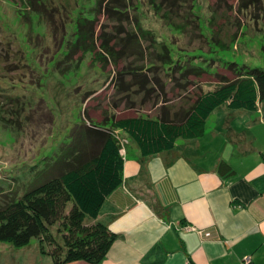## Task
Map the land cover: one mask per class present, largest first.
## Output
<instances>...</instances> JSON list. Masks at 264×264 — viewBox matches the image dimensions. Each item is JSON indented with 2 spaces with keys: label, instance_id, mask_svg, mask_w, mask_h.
I'll list each match as a JSON object with an SVG mask.
<instances>
[{
  "label": "rangeland",
  "instance_id": "obj_1",
  "mask_svg": "<svg viewBox=\"0 0 264 264\" xmlns=\"http://www.w3.org/2000/svg\"><path fill=\"white\" fill-rule=\"evenodd\" d=\"M133 1L137 8L132 5L131 22L120 24L99 0H39L36 12L29 0H0V89L19 98L0 95V188L5 195L23 194L41 174L39 182L54 175L87 129L107 116L180 112L202 91L236 79L243 68L264 70V0L247 6L245 0H180L170 12V7L157 11L149 0L127 3ZM140 25L150 34L143 36ZM122 27L142 35L143 56L135 50L138 54L128 60L119 54L115 59L109 51L79 49L86 33L84 42L90 47L94 40L96 52L107 39L114 52L122 51L115 36ZM126 32H120L123 38ZM167 51L170 58L158 57ZM128 63L144 68L151 81L159 74L165 85L148 93L132 84L126 92L121 88L135 76L118 72ZM216 115L223 126L224 109ZM127 139L129 151L137 143ZM0 264L52 261L37 239L20 248L0 241Z\"/></svg>",
  "mask_w": 264,
  "mask_h": 264
},
{
  "label": "crops",
  "instance_id": "obj_2",
  "mask_svg": "<svg viewBox=\"0 0 264 264\" xmlns=\"http://www.w3.org/2000/svg\"><path fill=\"white\" fill-rule=\"evenodd\" d=\"M98 220L118 235L99 264H264V100L255 111L217 108L204 135L173 150L131 147Z\"/></svg>",
  "mask_w": 264,
  "mask_h": 264
},
{
  "label": "trees",
  "instance_id": "obj_3",
  "mask_svg": "<svg viewBox=\"0 0 264 264\" xmlns=\"http://www.w3.org/2000/svg\"><path fill=\"white\" fill-rule=\"evenodd\" d=\"M38 1L29 0L35 12L39 11L36 6ZM127 1L99 0V4L101 7L105 4L109 18L118 19L123 24L131 22L129 16L132 5L134 9L137 8L134 1ZM179 1L149 0L157 11L170 7L168 12L174 10ZM258 1L245 0L244 3L247 6ZM133 17L140 22L138 14ZM142 27L140 25L143 36L149 35L150 32ZM122 31L126 32L122 27L115 35L121 40L124 47L122 51L114 52L107 39L105 43L102 42V49L99 46L96 52L94 40L89 43L90 47L84 42L88 37L86 33L85 38L79 39V49L86 54L95 52L100 55L109 51L114 58L119 54L121 58L126 56L127 60L137 52L143 56L145 49L142 48V35L130 29L124 33L126 37L123 38L120 34ZM92 36H95L93 32ZM164 56L170 58L168 51L160 53L158 57ZM125 65L119 70V75L135 76L133 83L124 82L121 89L125 88L126 92L133 85L140 86V92L146 89L148 93L165 85L159 74L151 81L144 68L129 63ZM150 82L157 86L149 88ZM0 95L5 99H19L17 95L2 89ZM263 100L264 70L243 68L236 79L199 93L186 110H168L158 116L138 114L118 118L114 115L112 119L107 116L104 123L87 129L86 137L83 136L84 139L76 143V150L69 156L70 160L57 167L54 175L39 182L41 174L33 187L20 195H5L0 188V241L10 242L20 248L37 239L41 242V251L51 257L53 264H68L79 260L90 264L101 263L118 238L117 233L98 218L109 194L124 183L126 154L123 155L121 150L125 147L127 152L128 137L125 135L137 143L144 157H148L173 150L180 139L204 135L211 114L225 104L231 109L255 111ZM110 119L112 121L108 124ZM124 140L126 143L123 145ZM218 169L222 174H236L226 161H221Z\"/></svg>",
  "mask_w": 264,
  "mask_h": 264
},
{
  "label": "built area",
  "instance_id": "obj_4",
  "mask_svg": "<svg viewBox=\"0 0 264 264\" xmlns=\"http://www.w3.org/2000/svg\"><path fill=\"white\" fill-rule=\"evenodd\" d=\"M125 143H126V140L123 141V145H124ZM121 152H122L123 155L126 154V149H125V147L122 148ZM205 235H206V236H210V233H206ZM245 262H246V263H250V262H251V257H247Z\"/></svg>",
  "mask_w": 264,
  "mask_h": 264
}]
</instances>
